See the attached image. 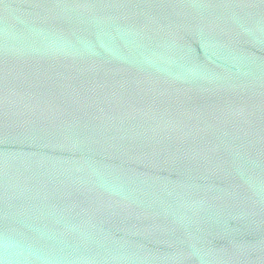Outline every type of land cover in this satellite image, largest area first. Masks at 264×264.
<instances>
[{
    "label": "water",
    "instance_id": "1",
    "mask_svg": "<svg viewBox=\"0 0 264 264\" xmlns=\"http://www.w3.org/2000/svg\"><path fill=\"white\" fill-rule=\"evenodd\" d=\"M0 264H264V0H0Z\"/></svg>",
    "mask_w": 264,
    "mask_h": 264
}]
</instances>
